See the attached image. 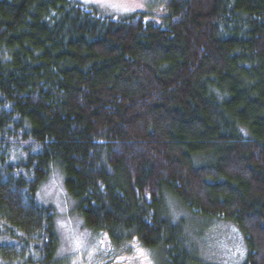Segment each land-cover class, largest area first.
<instances>
[{
    "label": "trees",
    "instance_id": "obj_1",
    "mask_svg": "<svg viewBox=\"0 0 264 264\" xmlns=\"http://www.w3.org/2000/svg\"><path fill=\"white\" fill-rule=\"evenodd\" d=\"M149 6L0 0V264L71 263L38 200L54 168L115 251L203 264L176 202L264 264V0Z\"/></svg>",
    "mask_w": 264,
    "mask_h": 264
},
{
    "label": "rangeland",
    "instance_id": "obj_2",
    "mask_svg": "<svg viewBox=\"0 0 264 264\" xmlns=\"http://www.w3.org/2000/svg\"><path fill=\"white\" fill-rule=\"evenodd\" d=\"M78 1L115 17L155 13L150 10V0ZM38 200L54 210L58 256L70 259V264H162L159 251L146 250L136 243L131 245V250L115 251L107 236L88 229L65 190L60 169H53L38 193ZM172 205L176 216L186 219L184 232L193 244L190 248L203 264H244L247 248L235 227L224 221L193 217L178 203Z\"/></svg>",
    "mask_w": 264,
    "mask_h": 264
}]
</instances>
